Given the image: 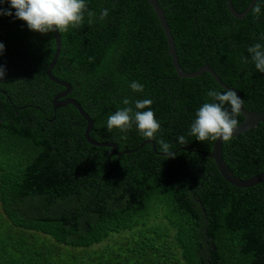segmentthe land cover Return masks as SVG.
Wrapping results in <instances>:
<instances>
[{"label":"trees","instance_id":"obj_1","mask_svg":"<svg viewBox=\"0 0 264 264\" xmlns=\"http://www.w3.org/2000/svg\"><path fill=\"white\" fill-rule=\"evenodd\" d=\"M156 1L182 71L209 66L239 93L244 110L263 112L264 73L248 48L264 46V0L242 20L225 0ZM251 1L232 6L241 13ZM85 3L82 24L59 33L51 74L70 85L67 98L93 121L89 137L123 155L89 145L74 107L52 110L63 91L45 75L52 33L30 31L14 10L0 15V264H264V183L242 189L225 182L201 155L214 141L189 134L199 108L212 102L207 93L224 90L207 73L177 77L147 0ZM134 81L143 92L132 91ZM142 99L152 101L160 125L154 140L135 124L127 133L108 130L110 115L135 112ZM160 140L175 158L166 159ZM222 157L240 180L264 173V121L223 142Z\"/></svg>","mask_w":264,"mask_h":264},{"label":"clouds","instance_id":"obj_2","mask_svg":"<svg viewBox=\"0 0 264 264\" xmlns=\"http://www.w3.org/2000/svg\"><path fill=\"white\" fill-rule=\"evenodd\" d=\"M5 2L9 8L4 9L0 5V15L12 16V10H14L16 19L25 22L30 31L40 34L53 31L66 33L70 26L79 27L87 10L85 0H5ZM253 11L259 13L260 9L256 7ZM87 15L92 17L94 14L89 11ZM106 15L105 11L103 16ZM89 22L91 23V20ZM3 51L4 45L0 43V55ZM248 52L251 54L256 69L264 73V46L255 44L248 48ZM4 76L5 70L3 66H0V81ZM129 87L133 92H143V85L139 82L134 81ZM207 95L212 98V102H206L199 108L189 134L195 136L200 142L218 139L227 142L231 140L238 126L239 122L235 117L240 114L244 101L233 90H224L222 93L210 90ZM129 103L128 99L123 100L124 105H129ZM151 104L150 99H142L135 102L134 107L137 110L135 112L132 107L117 110L107 119L108 130L117 129L121 133H127L135 124L137 131L143 137L154 140L160 125L154 112L150 110ZM144 109L149 110L142 111ZM126 138V136H121V139ZM178 142L184 144L185 137H178ZM159 144L160 151L166 159L175 158L167 142L160 140Z\"/></svg>","mask_w":264,"mask_h":264},{"label":"water","instance_id":"obj_3","mask_svg":"<svg viewBox=\"0 0 264 264\" xmlns=\"http://www.w3.org/2000/svg\"><path fill=\"white\" fill-rule=\"evenodd\" d=\"M150 7L152 8L159 26L165 36L166 39V43H167V48H168V55L171 58V63L173 66V69L177 75V77L179 79H183V78H196L198 76H200L203 73H207L209 74L212 79L214 80V82L217 84V86H219L222 90H233L236 92V94L240 97L239 93L234 90L233 88L228 87L227 85H225L217 76V74L207 65H204L202 67H200L197 71L193 72V73H185L184 71H182V69L180 68L179 64H178V59H177V55H176V51H175V47H174V42H173V37L172 34L170 32V29L167 25V22L164 18V13L161 9V7L158 5L156 0H147ZM226 2V6H227V10L230 13V15L238 20H242L245 15L252 9L253 5L257 2V0H252L251 3L249 4V6L245 9V11L238 13L236 10H234L233 6H232V0H225ZM53 35V40H54V44H55V51L53 54V57L45 71V75L46 78L60 86L63 91L57 93L53 99H52V110L55 111L56 109L59 108H63L66 106H72L75 108V110L79 113V115L84 119L85 123H86V128L84 131V138L86 140V142L94 147H99V148H109L111 149V153H110V157L116 156V157H120L123 154H119L117 152V147L115 144L113 143H109V142H105V143H97L94 140H92L89 137V133L92 130V124L93 121L89 118L88 114L82 109V107L80 106V104L78 102H76L73 99L67 98V96L71 93V87L68 83L61 81L57 78H55L54 76H52L51 71L53 69V67L55 66L57 59L59 57L60 54V48H61V43H60V35L58 32H51ZM241 116L243 117V121L241 122V124H239L236 128V130H234L232 137H236L242 133H245L247 131H249L251 128H253L254 126H256L258 123L263 122L264 121V111L263 112H259V113H253L251 111L248 110H244L243 108L240 111ZM224 141H222L221 139H218L216 141H214L213 145H212V149L210 153H201V155L203 156V158H207L213 161L217 171L219 172L220 176L223 178V180L227 183H229L230 185L236 187V188H250V187H254L256 185H260L262 183H264V173L258 174L256 176L250 177L248 179L245 180H240L239 178H236L233 173L230 171V169L226 166L223 157H222V144ZM149 143V141H145L143 142L138 149H141L142 146L144 144ZM152 149L155 152V147L152 144ZM110 158L107 160V164L110 168V162H109ZM110 172H112V170L110 169Z\"/></svg>","mask_w":264,"mask_h":264}]
</instances>
